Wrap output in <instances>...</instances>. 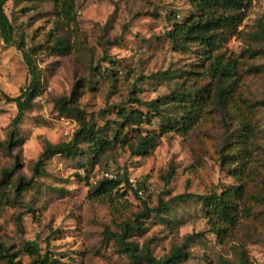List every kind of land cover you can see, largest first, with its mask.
<instances>
[{
	"label": "rangeland",
	"instance_id": "374dc122",
	"mask_svg": "<svg viewBox=\"0 0 264 264\" xmlns=\"http://www.w3.org/2000/svg\"><path fill=\"white\" fill-rule=\"evenodd\" d=\"M3 8L15 44L0 39V180L7 170L11 182L23 177L33 183L20 201L11 187L0 185V244L16 252L21 264L31 261L23 249L26 243L35 244L40 255H50L52 264H133L106 232L119 234L124 223L133 224L136 214L155 208L160 199L169 202L168 211L160 216L146 213L140 231L126 242L148 247L156 259L183 246L181 264H236L239 252L248 264H264V44L258 39L264 0L245 4L238 26L223 34L212 54L195 44L177 50L166 36L173 16L180 23L194 14L189 0H75L74 22L64 29L46 0H9ZM55 36L64 38L70 53L52 51ZM16 44L33 56L40 91L13 132L10 123L17 109L3 95L17 96L30 80ZM216 59L235 61L233 109L227 111L211 99L186 135L161 136L147 156H134L120 146L92 160L89 155H55L40 175L33 174L43 147L70 141L78 129L73 118L55 109L57 99L73 96L86 120L109 132L107 127L115 128L117 107L147 112L130 103L133 98L149 102L176 89L205 88L213 94L209 72ZM87 81L89 87L82 91ZM173 104L160 107L162 116L151 125L129 129L128 137L158 134L164 120L177 116ZM9 133L23 141L6 150ZM241 147L243 153L237 154ZM224 153L234 155L231 163H221ZM236 167L242 169L245 195L237 224L222 239L210 230L200 204L171 202L184 193L209 195L237 186V177L228 171ZM170 169L174 175L165 184ZM105 173L144 183L148 193L140 198L126 190L121 198V189L118 195L88 198L89 184L106 178ZM245 206L252 207L247 217L241 216Z\"/></svg>",
	"mask_w": 264,
	"mask_h": 264
},
{
	"label": "trees",
	"instance_id": "16d2710c",
	"mask_svg": "<svg viewBox=\"0 0 264 264\" xmlns=\"http://www.w3.org/2000/svg\"><path fill=\"white\" fill-rule=\"evenodd\" d=\"M9 0H0V39L8 45H14V28L4 12L3 6ZM51 4L53 12L60 28L70 27L74 22L75 15V0H46ZM253 0H189L194 14L186 17L182 22L178 23L176 17L173 16L171 29L166 36L170 43L177 50L184 49L189 44L199 46L203 52L212 54L220 45L223 34L226 31L235 29L239 24V14L247 2ZM64 29V28H63ZM258 39L264 44V15L258 25ZM16 47L21 51L22 58L27 66L30 80L27 86L20 90L19 94L14 97L3 95L8 103L16 106L17 113L10 123L11 131H15L25 112L32 106L33 100L37 97L40 91L39 73L34 64L33 56L23 49L22 44H16ZM52 51L58 55L68 54L71 51V46L64 40L63 37L55 36L53 40ZM235 61H227L223 64L219 59L214 60L210 69V77L214 81L213 94L209 89L201 88L192 92L182 89H176L167 96L159 97L156 100L149 102H140L136 98L130 100V103L137 104L147 109L143 112L139 109L117 107L115 112L117 120L114 123L115 128L107 127L109 132L104 128H96L94 124L86 120V113L81 110L77 101L73 96L69 99L61 97L54 102V107L59 114L73 118L78 125L77 131L72 136L71 140L66 143L46 144L43 147L41 154L33 167V174L38 176L42 173L45 162L55 155L63 156L69 159H74L77 156L89 155L92 159L99 158L106 151L113 147H127L134 156H147L155 148L157 140L168 133L175 132L180 135H186L198 122L201 117L203 104L214 99L222 108L227 111L234 108L232 94L235 91V81L233 80V71ZM90 71L94 69L90 67ZM164 73L163 75H165ZM170 76H167L169 78ZM89 81L81 85L82 91L89 87ZM75 94V90L72 92ZM174 103L173 106L178 111L177 116H173L160 125L158 134L147 133L145 135H135L128 137L129 129H137L143 124L151 125L152 120L162 116L160 107ZM138 106V107H139ZM240 119V118H239ZM241 129H246V123L240 121L237 123ZM248 128V127H247ZM127 129L125 132H123ZM250 130L248 128V136ZM110 135V136H109ZM15 134L10 135L4 145L8 150L11 146H16L22 143L23 139L15 138ZM243 147L235 150L237 154L243 151ZM243 153V152H242ZM234 155L221 154V163L229 164ZM240 158V157H239ZM234 162V161H233ZM242 166L243 163H238ZM84 167V165H81ZM240 168L229 169L232 177H237L239 184L235 187H230L222 190L220 193H211L209 195H198L184 193L174 196L171 202L184 203L187 201L200 204L202 211L207 218V224L210 230L218 238L222 239L227 235V231L237 224L239 219L238 205L242 201L245 190L244 185L240 180ZM0 185L4 184V188H12L17 195L18 201L23 198V195L32 188V181L26 180L23 177H18L15 181H10V171L3 170ZM174 175L173 169H170L164 178L167 184ZM116 175L114 178H102L96 184H89L88 198L100 199L110 195L112 192L115 195L119 194L121 189H124L118 196L123 197L125 191L129 190L135 196L143 197L148 193L147 186L144 183H136L138 188L143 189L144 193L138 195L128 182V178L124 175ZM169 202L166 203L158 200L155 208L143 210L134 216L133 224L124 223L119 234H110L106 232V238L114 239L119 250L126 254L133 264H181L184 261V247H174L170 253L161 259H156L152 256L148 247L138 249L133 242H126V239L134 231H140L142 224L141 218H148L146 213H153L160 216L166 213L169 209ZM252 210L251 206H245L241 216H249ZM149 213V214H150ZM17 228H20V216L15 218ZM192 237H187L185 243H188ZM24 252L30 257L31 261L28 264H52L53 258L48 254L40 255L38 247L33 243H26L23 247ZM0 261L2 264H21L17 260L16 252H12L10 248L4 244H0ZM236 264H248L244 253H238Z\"/></svg>",
	"mask_w": 264,
	"mask_h": 264
},
{
	"label": "built area",
	"instance_id": "2783aa9c",
	"mask_svg": "<svg viewBox=\"0 0 264 264\" xmlns=\"http://www.w3.org/2000/svg\"><path fill=\"white\" fill-rule=\"evenodd\" d=\"M106 178H114L115 176L111 173H105ZM128 182L130 183L131 187L137 191L138 195H142L144 193L143 189L138 188L136 182L132 179H128Z\"/></svg>",
	"mask_w": 264,
	"mask_h": 264
}]
</instances>
